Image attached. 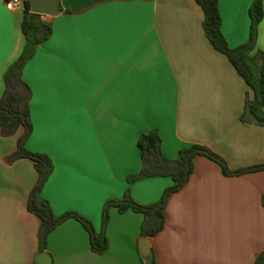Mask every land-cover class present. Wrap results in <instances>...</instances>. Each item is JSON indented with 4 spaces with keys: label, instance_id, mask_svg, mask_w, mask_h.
<instances>
[{
    "label": "crops",
    "instance_id": "0c3cea01",
    "mask_svg": "<svg viewBox=\"0 0 264 264\" xmlns=\"http://www.w3.org/2000/svg\"><path fill=\"white\" fill-rule=\"evenodd\" d=\"M254 0H219L230 47L250 37ZM0 0V99L4 75L22 53V8ZM42 16L51 37L24 69L33 131L26 148L48 155L54 170L41 197L55 215L76 212L102 232L103 207L129 190L142 205L157 203L171 177L129 182L142 169L138 139L157 131L165 158L202 145L230 169L264 164V127L241 118L249 87L209 43L196 0H60ZM264 8V5H263ZM257 49L264 52V17ZM0 135V264H36L40 219L28 209L38 173L32 161L8 164L23 135ZM109 247L93 252L75 219L48 236L53 264H144V216L113 208ZM162 231L150 237L156 264H255L264 252V171L225 176L215 162L194 159L188 184L174 193Z\"/></svg>",
    "mask_w": 264,
    "mask_h": 264
},
{
    "label": "trees",
    "instance_id": "16d2710c",
    "mask_svg": "<svg viewBox=\"0 0 264 264\" xmlns=\"http://www.w3.org/2000/svg\"><path fill=\"white\" fill-rule=\"evenodd\" d=\"M204 13L203 28L212 47L224 54L232 63L237 73L249 87L245 112L246 116L256 124L264 127V52L257 49L259 25L264 17V0H254L249 15L251 30L249 40L238 47H230L222 33V19L219 10V0H196ZM25 17L22 25L25 36V46L4 75L5 92L0 99V135L10 137L21 128L23 135L18 140L16 151L6 158L8 164L21 159L33 162L38 173V180L29 196L28 209L40 219L39 254L46 253L48 236L64 222L75 219L88 232L91 249L103 253L109 247L106 229L110 221V213L116 208L120 213L133 211L144 216L142 238L155 237L163 230L166 223L165 212L171 196L184 188L194 172V159L203 156L218 164L225 176H241L248 173L264 171V164L239 170L230 169L227 161L202 145H192L182 149L175 160L165 158L161 150V138L157 131L143 134L138 139L141 151L142 169L137 175H130L129 182L154 177H171L174 185L166 189L161 199L152 205L137 203L129 190L121 199L108 200L102 213V232L97 233L93 223L76 212H68L62 216L54 214L50 203L41 197L44 186L54 170L52 159L41 153H34L26 148V143L33 131L30 103L32 91L23 78L24 69L36 54L39 45L47 41L52 33V24L41 15L32 13L28 0L24 3ZM151 264H156L154 256ZM255 264H264V252L260 253Z\"/></svg>",
    "mask_w": 264,
    "mask_h": 264
},
{
    "label": "water",
    "instance_id": "95a60500",
    "mask_svg": "<svg viewBox=\"0 0 264 264\" xmlns=\"http://www.w3.org/2000/svg\"><path fill=\"white\" fill-rule=\"evenodd\" d=\"M31 5L32 13L41 16H56L60 13V0H28ZM151 240L142 238L140 240V253L144 264H151L153 253L150 248ZM36 264H53L52 258L48 253L37 256Z\"/></svg>",
    "mask_w": 264,
    "mask_h": 264
},
{
    "label": "built area",
    "instance_id": "2783aa9c",
    "mask_svg": "<svg viewBox=\"0 0 264 264\" xmlns=\"http://www.w3.org/2000/svg\"><path fill=\"white\" fill-rule=\"evenodd\" d=\"M25 1L26 0H6L5 5L9 11H14V10L22 8Z\"/></svg>",
    "mask_w": 264,
    "mask_h": 264
},
{
    "label": "rangeland",
    "instance_id": "374dc122",
    "mask_svg": "<svg viewBox=\"0 0 264 264\" xmlns=\"http://www.w3.org/2000/svg\"><path fill=\"white\" fill-rule=\"evenodd\" d=\"M110 221H111V218H110ZM110 221H109V223H110ZM109 223H108V225H109ZM107 238H108V236H107ZM108 241H109V239H108Z\"/></svg>",
    "mask_w": 264,
    "mask_h": 264
},
{
    "label": "snow or ice",
    "instance_id": "6c2138e0",
    "mask_svg": "<svg viewBox=\"0 0 264 264\" xmlns=\"http://www.w3.org/2000/svg\"><path fill=\"white\" fill-rule=\"evenodd\" d=\"M10 6V5H9Z\"/></svg>",
    "mask_w": 264,
    "mask_h": 264
}]
</instances>
